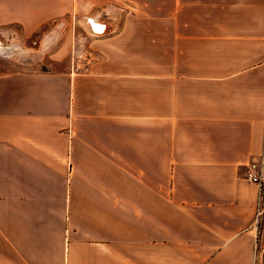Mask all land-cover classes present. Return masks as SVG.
Returning a JSON list of instances; mask_svg holds the SVG:
<instances>
[{
	"label": "crops",
	"instance_id": "1",
	"mask_svg": "<svg viewBox=\"0 0 264 264\" xmlns=\"http://www.w3.org/2000/svg\"><path fill=\"white\" fill-rule=\"evenodd\" d=\"M63 2L11 5L52 25L0 72V264H264V0Z\"/></svg>",
	"mask_w": 264,
	"mask_h": 264
},
{
	"label": "rangeland",
	"instance_id": "2",
	"mask_svg": "<svg viewBox=\"0 0 264 264\" xmlns=\"http://www.w3.org/2000/svg\"><path fill=\"white\" fill-rule=\"evenodd\" d=\"M28 1L32 0H0V72L13 67V64H21V66L27 67H31L32 65L37 66L39 63V58L44 56L43 59H45L50 53L49 51L42 52L44 47H42L41 43L43 35L51 28L52 24L50 26L44 25L28 32L23 24H20L17 21H8L17 18L15 9L12 8L13 6L11 5L16 2ZM54 1L60 4L64 3V0ZM61 15H58L61 16L60 19H67L70 23L68 26H66V28H64L65 32L63 31V35L59 41L60 44L58 43L59 45H57V47L66 46L69 43L71 50L70 41L73 35L85 44L86 41L81 39L84 35H86L84 31L86 30L84 27V20L82 21L83 27L80 26L76 20L72 26V19H70L67 14L65 16L64 12ZM28 17L29 15L27 14L26 18ZM55 44L52 46L53 48H55ZM5 47L9 48L6 49ZM256 207V225L262 230L264 227V213L257 215L258 209L260 207H258V205Z\"/></svg>",
	"mask_w": 264,
	"mask_h": 264
},
{
	"label": "built area",
	"instance_id": "3",
	"mask_svg": "<svg viewBox=\"0 0 264 264\" xmlns=\"http://www.w3.org/2000/svg\"><path fill=\"white\" fill-rule=\"evenodd\" d=\"M246 179L250 183H253L256 186L257 190V205H261L264 198V155L260 156V159L256 162H251L248 165ZM262 213L258 209L257 215Z\"/></svg>",
	"mask_w": 264,
	"mask_h": 264
},
{
	"label": "water",
	"instance_id": "4",
	"mask_svg": "<svg viewBox=\"0 0 264 264\" xmlns=\"http://www.w3.org/2000/svg\"><path fill=\"white\" fill-rule=\"evenodd\" d=\"M91 22H92V18H86V19H84V27H85V29H86V31H87L88 33H90V34H95V35H101L102 33H104V31L101 32V33H96V32H94V31L90 28V24H91ZM0 49H1V48H0Z\"/></svg>",
	"mask_w": 264,
	"mask_h": 264
},
{
	"label": "bare ground",
	"instance_id": "5",
	"mask_svg": "<svg viewBox=\"0 0 264 264\" xmlns=\"http://www.w3.org/2000/svg\"><path fill=\"white\" fill-rule=\"evenodd\" d=\"M101 30H102V27H101V28L99 27V28L96 30V32H99V31H101Z\"/></svg>",
	"mask_w": 264,
	"mask_h": 264
}]
</instances>
